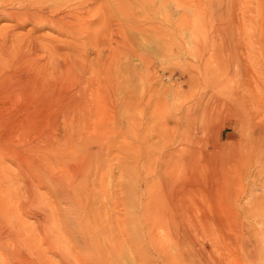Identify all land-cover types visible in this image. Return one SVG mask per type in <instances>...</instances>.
<instances>
[{"label":"rangeland","instance_id":"rangeland-1","mask_svg":"<svg viewBox=\"0 0 264 264\" xmlns=\"http://www.w3.org/2000/svg\"><path fill=\"white\" fill-rule=\"evenodd\" d=\"M124 1L130 8L135 7L129 0ZM151 1V7H146L145 11L140 5L135 9L140 32L134 31L131 25L120 26L123 37L126 36V48L133 49L134 55L126 48H117L113 53L111 48L115 46L109 44L108 32L98 21L82 26L87 36H78L74 41L69 36L60 35L52 27L34 29L30 24L19 26L7 18L0 19V69H16L19 56L25 52V55L30 54L29 63L31 61L54 79L60 71H64L60 66L64 63L62 61H67V55L80 51L82 54L78 62L83 61L86 65L83 69L78 66L74 68V74L75 77L80 75L81 87L86 91L88 89V94L93 91V101L90 98L89 101L96 114L85 120L70 119L59 114L50 120H33L19 125L15 120L0 121V137L10 142L4 152L0 151V196L5 197L12 209H20L22 205L25 207L17 214L24 223L25 232L28 230L25 235L29 241V244L23 243L9 225L0 227V264H65L64 258L74 254L72 248L65 246L66 243L50 247L44 244L37 231H32L43 208L36 204L30 206L31 197L26 194L25 177L21 174L22 170H27L25 160L30 155L26 151L29 146L43 141L45 156L52 157L50 144L57 138L63 143V137L71 134L69 125L72 124L85 126L87 131L84 136L89 138L85 154L89 153L90 159L82 166V171L91 177V194L87 202L84 200L88 212L92 215L100 209L111 240L117 236L108 220L115 202L120 207L119 217L127 223L123 225L126 233L116 245L117 256L108 259L106 264H165L161 262L163 254H154L152 247L144 241L142 206L149 204L148 208H151L148 211L151 215L145 218L153 224L154 233L171 234L173 225L180 223V219L171 209L163 213L161 207L175 196L191 203L192 212L188 214V219H192L198 228V242L206 246V251L213 253L214 261L210 257L212 255H205L201 259L197 257L195 264H264V134H260L261 128L264 133V110L260 115L261 108L253 111L259 106L256 103L255 107L252 106L254 102L247 95L248 91L243 89L223 99V92L236 86L241 88L242 78L246 76L250 83L249 93L255 96L262 94L264 0H199L198 5L193 3L195 0H188L182 7L175 5L174 1ZM99 5V2L93 3L90 9ZM164 14L170 22H165ZM112 29L118 32L116 26L113 25ZM165 33L167 36H164ZM5 36L6 41L3 40ZM212 45L215 48L213 51ZM200 59L203 64L198 62ZM236 61L247 68L234 71ZM103 62L106 64L103 65ZM146 62L151 64L149 71L145 69ZM52 63L61 64L57 65V75L51 74L54 70ZM221 100L227 109L216 107ZM241 106L247 111L252 110L245 120L231 118L226 111L228 108L238 110ZM209 108L212 115L205 113L210 112ZM202 124L209 126L208 131L203 130ZM221 131L222 142L228 143V148H232L236 156L235 161L220 167L235 192V199L224 202L228 203L227 208L235 224L233 222L234 226L225 229L226 234L224 232L218 236L220 243L216 244L217 250H209L210 242L207 239L210 238L211 226L203 221L204 217L212 218L216 198L208 193L209 176L213 175L214 169L207 165L204 153L210 152V143ZM227 132L229 139H225ZM187 137L192 141H188ZM172 140L176 145L181 143V150L175 156L166 157L171 151ZM77 144H80L79 140L75 141V146ZM98 148H102L101 154L97 153ZM83 149L77 146L71 156L67 151L65 160L72 162L70 159L84 154ZM102 170L105 172L101 179L99 175ZM52 172L61 178L63 166L56 167ZM27 175L31 180L35 179L31 173L27 172ZM39 193L46 199L49 197L50 202L54 200L55 205V195L46 187L43 186ZM59 204L63 213L60 216L66 219L75 217L74 212L68 210V201L61 200ZM226 235L228 237L223 239ZM257 239L261 241L257 242ZM128 240L135 244H130ZM164 247V253L170 260L177 258L175 253L178 250L170 243L165 242ZM259 249L263 250L262 253ZM69 252L71 255L68 257Z\"/></svg>","mask_w":264,"mask_h":264},{"label":"bare ground","instance_id":"bare-ground-1","mask_svg":"<svg viewBox=\"0 0 264 264\" xmlns=\"http://www.w3.org/2000/svg\"><path fill=\"white\" fill-rule=\"evenodd\" d=\"M129 1L135 5L133 9L130 8L129 4L124 0H0V19L5 18L6 20L7 18V20L12 22L14 21L19 26L30 24L33 26L34 29L52 27L60 35L62 34L69 36L73 38V40L76 39L78 36H83V37L87 36V32L85 31V29H83L82 26L91 25L94 23V21H98L99 25L100 26L102 25L108 32L109 38L107 40L109 44L111 45L113 43V45L115 46V48H111V51L113 52L117 48H119L120 50L126 48V45L124 43L126 36L123 37V33L120 31L121 30L120 26L131 25L134 31L136 30L140 32L141 29H138L140 26L137 24L138 21L136 20L137 18L134 15L135 9H138L140 5L142 10L145 11V8L148 6L151 7V3H152L151 0H129ZM159 1L163 3H166L167 1H172V2L174 1V4L177 5L178 7L179 6L182 7L183 5H186L188 2V0H159ZM198 1L199 0H195L193 3L195 5H198L199 3ZM96 2H99L100 5L94 9H90L91 5ZM163 19L165 20V22H170V19L166 14L163 15ZM113 25L116 26L118 32L112 29ZM5 33L8 32L6 31ZM164 36H167L166 33ZM6 37L7 36L4 37L3 39L4 41H6L7 39ZM107 40H105V42ZM80 48L82 49V46ZM225 48H227V46ZM127 49L132 54L133 53L135 54L134 50L131 49L130 47L126 48L125 50ZM214 49L215 48L212 45V51ZM23 53L22 55L19 56L20 57L19 61L16 59L18 65L16 69L14 68L8 71H4V69H0V121L15 120V122L17 121L16 122L17 125H19V123L22 124V122L28 124L33 120L36 122L50 120L52 118H56L57 115L59 114L60 115L62 114V116L65 115L66 117H71L70 119L80 118L81 120H85L96 115L94 114L92 104L89 101V98L91 101H93L92 98L94 96V94H92L93 91L91 92V94H88L87 93L88 89L86 88L87 89L86 91L83 87H81L82 81L79 79L80 75L79 77H75L76 75L74 74L75 73L74 68L78 66L83 69L86 65L83 61H80L81 63L78 62V58H81L82 52L80 51L70 52L66 57L67 61L65 60L62 61L64 63H61L62 64V65L60 64L61 66L58 65L59 63L54 64L57 62L52 63L54 64L52 66L54 67V70H52L53 72L51 71L52 72L51 74L56 73L57 75L58 73L57 65L64 69V71L63 70L60 71L61 70L60 69L58 75L57 76L54 75L56 76L54 79L52 75H48L42 69L35 67V64L33 65L31 61L29 63L28 57H30V54L25 55V52ZM112 60H114V58ZM1 62H0V66H1ZM198 62L200 64L201 63L203 64L201 59L198 60ZM235 63L236 64L233 65L235 67L233 68H235L234 71L236 72L239 69L247 68L245 64L239 63V61H236ZM105 64L106 63L103 62V65ZM144 66L147 71L151 69L150 63L146 62L144 63ZM204 66L206 65L204 64ZM229 73L230 72H228V74ZM83 76L84 74L81 75L82 78ZM57 79L58 82L56 81ZM249 86H250L249 79L246 76L245 78H242L241 88H238L239 86L238 87L236 86L234 88H229V90L223 92L224 94L223 99L231 97L232 95L239 92L241 89L248 91L247 95H249V98L254 102L252 106L255 107V103L256 105L259 106L257 108L255 107L253 111H255V109L261 108L259 109V111L261 110V112L259 113L260 115L264 110V88L261 89L263 91H261L262 94L261 92L259 93L261 94L260 96H255L253 95L254 93L253 94L249 93L251 90V89L249 90ZM96 94L97 93H95V95ZM248 100L249 99H247L246 101L247 103ZM216 107L222 108V110L227 109V105L222 100L217 102ZM246 109L247 108L241 106L238 110L233 109L234 110L233 111L228 108V110L226 111H228L227 113L231 114V118L233 117L235 119L236 118L246 119V117L248 116V112L250 113V111H252L251 109L248 111ZM211 112L212 111L210 109V112L208 111V113L207 112L205 113L212 115L213 113ZM220 112L222 113L223 111ZM250 116L252 115L250 114ZM242 122L244 123L245 121ZM67 124L70 123L67 122ZM204 125L206 124L204 123ZM204 125H203V130L208 131L209 126L207 125L206 127ZM69 129L71 130V134L68 135L67 138L63 137L64 138L62 139L63 143H61V139L60 140L58 138L56 140L52 139V141L55 140L53 142L56 144V146L54 143L50 144L51 146L49 151L52 153L50 154L52 155V157L48 158L47 156H45L43 141L35 142L26 149V151L30 154L29 158H27L28 160H25V166L27 167V170L26 171L22 170L21 172V174L25 177L24 187L26 189V194H28L31 197L30 206L36 204L37 207L40 206L43 208L40 219H36V220L34 219L36 225L33 227L34 230L32 231H37L39 233L38 234L39 237L42 236V241H44V244H47L50 247H56L57 245H60L62 242H64V244L66 243L69 246L68 247L65 244L67 248L70 249L72 248L74 254H72L73 252L71 250L72 256L70 258H66V259L64 258L65 264H106L108 259L118 254L116 245H118L119 240H121L123 235L126 233L123 225H126L127 223L123 221L122 218L119 217L120 207L119 204L115 202L111 206V216L110 218H108V220L110 219V222L114 227L113 228L115 231L114 234H116L117 232V236L115 235L116 238L111 240L108 235V231L106 230L107 226L105 225V220L103 221L102 215L100 213V209H97L98 212L93 213L92 215H90V213L88 212L84 200L88 199V197H90L91 194L90 184H89L90 176L88 173L86 172L84 173L82 171L83 164L88 162L90 159L89 153L85 154L87 153L86 148H88L87 143L89 141V138L84 136V134L87 131V128L85 126H81V125L75 126L72 124L71 126L69 125ZM206 132H204V134ZM260 132H261L260 134H264L262 128ZM190 136L193 137V135L191 134ZM222 136L223 134L221 131L215 136L213 141L210 143V147H209L210 152L204 153V159L207 161L206 162L208 163L207 165H209V168L214 169L213 175L209 176L208 193L210 196L216 198L214 199L216 201V206H214L212 218L208 219V217H204L205 220L203 221L205 225L211 226L209 227L211 228L210 238L207 239L208 241L206 240L207 242H210L209 250L211 249L217 250L218 245L216 244L219 242L218 236H221L222 233L224 234V232L226 231L225 229L228 228V226H231L235 220L232 219V215H230L228 211L227 208L228 203L227 202H226L227 204L224 203L229 199H230L229 201L235 199V192L233 191V189H231L233 188V185L231 184V182L227 180L228 178L226 179L224 177V175L220 170V167L222 164L235 161L236 156L235 153H233V151L231 150L232 148L231 149L228 148V143L222 142ZM187 138L188 141H192L191 139H189V137ZM229 138H230V134L229 132H227L225 139H229ZM76 140H79L80 144H77L75 146ZM197 141L198 140H196V142ZM9 144L10 142L8 139L0 137L1 152H4L5 148L8 147ZM180 145L181 143H177L176 145V143L173 141L170 144L171 151L167 155L165 154L166 157H171L174 154H178L179 150H181L182 147V145L181 146ZM77 146L78 148H81V150L83 151H84L83 148H85L84 154L81 153L80 156L78 155L79 157L77 156L73 159H70L72 160V162H67L64 158L66 157L65 153H67L68 151L70 152L69 155L71 156V154L74 153ZM95 152H93V154ZM97 153L101 154L102 148H98ZM60 165L63 166V171H64L63 172L64 174L61 178L56 176L52 172L54 169H56V167ZM216 169H218L219 172ZM27 172L28 174L31 173L32 175H34L35 179L31 180L27 178L28 176ZM104 172L102 170L101 174L99 175L101 179L103 178ZM43 186L46 187L47 190L51 191V193L55 195L56 206L53 204L54 200L50 202L49 197L46 199L44 196H42L39 193V190ZM3 197L4 196L2 195L0 196V227L3 226L7 227L9 225L14 230L13 234L17 233L18 235L17 238L21 237V241H23V243L26 242L25 244H29V241L25 235V233L28 230H26L25 232V228L23 227L24 223L19 217V214H17L19 210H24L25 207L22 205L20 206V209L18 207L16 209H12L10 208L9 204L5 201V197L4 199ZM61 200H66V202L67 201L69 202L68 210L74 212L73 214L75 216L74 218L72 217L71 219L69 218L66 219L64 216H60L61 214H63L61 212L60 204H59V201ZM218 202H220V205L219 204L217 205ZM52 204L55 207H53ZM190 204L191 203H189L187 200L185 201L184 199L175 196L172 197L171 199L169 198V200L162 205L161 210L163 213H165L167 209H171L173 213L180 219V223H176L173 225L172 233L171 234L168 233L166 235L154 233L153 224L147 218H145L151 215V213L148 212L151 211V208H148L149 204H145L142 206L143 207L142 218L144 217V221H142L141 226H142V234L144 237V241L150 247H152L154 254L157 255L160 254L159 256L163 254L162 257L163 261L159 259L158 260L164 262L165 264H180L181 262L188 264H195L194 261L195 259H197V257L201 259L202 256L204 257L205 255L208 256L212 255L210 257L214 261L213 253L206 251L207 249L205 248L206 246L198 242L199 233L195 222L192 219H188V214L192 212ZM229 204L231 203L229 202ZM152 206L155 207L154 203L152 204ZM65 211L63 212L64 213L70 212V211L69 212H65ZM16 214L18 216H16ZM3 235L4 232L2 236ZM227 235L224 236L223 239L229 236ZM220 238L221 240H223L222 237ZM258 241L261 240L257 239V242ZM32 242H34V240ZM111 242H113V244ZM128 242L133 245L135 244L134 241L132 240H128ZM165 242L170 243L172 247L178 250L177 253H175L177 258L170 260L168 256L164 253ZM228 246H226V248H228ZM256 248L258 250V247ZM262 251L263 250L259 252L262 253ZM227 252H229V250H227ZM63 253L66 252L63 251ZM81 253L84 255H81ZM71 254L69 252L67 256L69 257V255ZM110 261L111 260H109V262ZM178 261L181 262L179 263Z\"/></svg>","mask_w":264,"mask_h":264}]
</instances>
